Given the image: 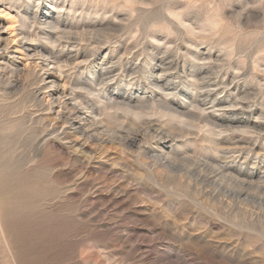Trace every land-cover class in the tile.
Listing matches in <instances>:
<instances>
[{
    "label": "rangeland",
    "instance_id": "rangeland-1",
    "mask_svg": "<svg viewBox=\"0 0 264 264\" xmlns=\"http://www.w3.org/2000/svg\"><path fill=\"white\" fill-rule=\"evenodd\" d=\"M0 25V48L23 27L60 57L106 139L43 140L25 54L0 50V205L23 264H264V181L210 177L264 172V0H0ZM235 103L251 128L224 121L245 120ZM2 215L0 264H21Z\"/></svg>",
    "mask_w": 264,
    "mask_h": 264
},
{
    "label": "bare ground",
    "instance_id": "bare-ground-1",
    "mask_svg": "<svg viewBox=\"0 0 264 264\" xmlns=\"http://www.w3.org/2000/svg\"><path fill=\"white\" fill-rule=\"evenodd\" d=\"M36 18L37 16L34 15L32 20L33 25L37 23ZM44 24L46 26L49 25L50 27L49 23L46 22ZM56 30H58V28ZM38 35L36 37H38ZM31 37L32 36H30V34L27 33V31L23 27L17 28L10 36V38H8V41L3 45V47L0 48V50H3L4 53H7L11 50L13 51V54L21 53L23 51V53L25 54L27 62L24 68L27 72L26 75H28L29 78L28 83H30V85L34 88V99L37 100L40 110L46 111V114L48 115L45 117L46 130L44 133L45 135L43 136V140L46 141V137L48 138L49 136H57L59 138H62L63 140H66L68 139V136L77 134L80 141H82V143H80L81 147L85 146L84 143L87 140L90 142L91 140H95L97 145H102L103 143H105L106 139L97 136V138H94L93 135L98 129V126L95 124L93 118V116L96 114V109L91 106V104H89L86 96L75 92L73 86L70 84V82H68V78L64 77V75L59 72L60 57L54 56L51 52L44 51L41 46L33 44V39ZM13 57L14 55L11 56V59H13ZM17 71L16 68L12 69V74ZM105 72L106 74L111 75L113 73V70L107 69ZM7 84L13 86L15 82L14 80L11 81L10 79H8ZM218 85H224V87H226L228 84L224 83L223 80L222 82H218V78L216 77V79L204 83L202 85V88L200 89H203L205 90V93H208ZM216 106L220 107V103ZM57 107L59 108L58 110L56 109ZM231 107H239L240 110H247L245 111L246 118L245 120L229 118L225 119L224 121L229 124L234 123L238 124V126L242 125L245 128H251L249 126L251 125L249 122V118H251L253 113L251 110H248L250 106H243L239 103H235ZM214 125L215 127L221 126L219 124ZM252 127L254 128V125ZM131 143H135V140L131 139ZM171 143H175V140H167L166 138V140H163L162 144L165 148L169 149V151H172ZM238 153L239 151H237L236 149H227V154H229L230 158H232L233 160L238 159L239 156L236 155ZM165 161L168 163L167 160ZM213 164L214 166L211 167L210 176L212 178L219 177L230 182H236L248 186L252 184V181L254 179L264 181V172H260L259 174H248L242 172L241 170H236L232 165H228L226 163L221 164L218 162H213ZM0 206V210L3 213V231L7 235L9 243L11 244L16 257L21 262V264H23L22 254L25 251V247H27V245L25 244L26 237L24 235V231L22 230L21 225L17 223V221H15L12 217H10L11 213L9 212V207L3 205Z\"/></svg>",
    "mask_w": 264,
    "mask_h": 264
}]
</instances>
